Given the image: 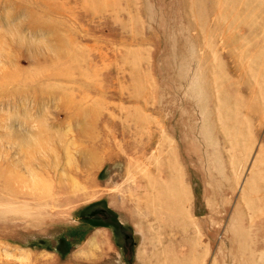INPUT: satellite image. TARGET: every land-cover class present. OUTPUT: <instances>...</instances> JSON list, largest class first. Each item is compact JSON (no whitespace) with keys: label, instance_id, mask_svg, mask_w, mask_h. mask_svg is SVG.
Here are the masks:
<instances>
[{"label":"rangeland","instance_id":"rangeland-1","mask_svg":"<svg viewBox=\"0 0 264 264\" xmlns=\"http://www.w3.org/2000/svg\"><path fill=\"white\" fill-rule=\"evenodd\" d=\"M0 264H264V0H0Z\"/></svg>","mask_w":264,"mask_h":264}]
</instances>
